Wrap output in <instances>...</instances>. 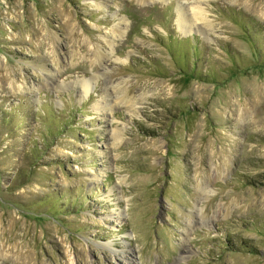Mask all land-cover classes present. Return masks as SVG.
<instances>
[{"label":"rangeland","instance_id":"obj_1","mask_svg":"<svg viewBox=\"0 0 264 264\" xmlns=\"http://www.w3.org/2000/svg\"><path fill=\"white\" fill-rule=\"evenodd\" d=\"M128 262L264 264V0H0V264Z\"/></svg>","mask_w":264,"mask_h":264},{"label":"bare ground","instance_id":"obj_2","mask_svg":"<svg viewBox=\"0 0 264 264\" xmlns=\"http://www.w3.org/2000/svg\"><path fill=\"white\" fill-rule=\"evenodd\" d=\"M184 20V19H183ZM183 27V25H182ZM193 33V32H192ZM92 79V78H91ZM79 84V83H78ZM90 81L87 79L81 80L80 81V87L82 88V90L84 91V93L86 94L88 92V90L90 89ZM128 264H130V262H128ZM132 264V263H131Z\"/></svg>","mask_w":264,"mask_h":264}]
</instances>
